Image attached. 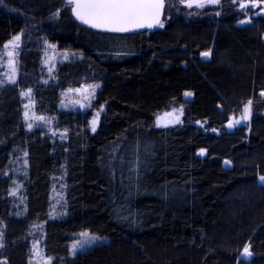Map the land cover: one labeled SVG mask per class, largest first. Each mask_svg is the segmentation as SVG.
I'll list each match as a JSON object with an SVG mask.
<instances>
[{
	"label": "trees",
	"instance_id": "1",
	"mask_svg": "<svg viewBox=\"0 0 264 264\" xmlns=\"http://www.w3.org/2000/svg\"><path fill=\"white\" fill-rule=\"evenodd\" d=\"M177 3L172 10L165 0L163 27L108 33L79 24L68 0L0 2V51L26 26L36 33L18 79L0 84V264H30L36 223L51 264H264V15L245 19L233 0L192 14ZM41 36L82 56L43 79ZM95 81L103 110L93 130L91 111L60 108V98ZM27 88L37 110L68 130L65 139L28 129ZM249 101L251 120L229 127ZM178 104L183 117L158 125ZM20 152L23 212L6 174ZM62 172L66 215L51 217ZM83 231L103 239L72 254Z\"/></svg>",
	"mask_w": 264,
	"mask_h": 264
},
{
	"label": "rangeland",
	"instance_id": "2",
	"mask_svg": "<svg viewBox=\"0 0 264 264\" xmlns=\"http://www.w3.org/2000/svg\"><path fill=\"white\" fill-rule=\"evenodd\" d=\"M237 3L238 7L244 14L245 19L247 17L254 15H264V2L257 0L258 6H253L252 0H233ZM170 2V8L172 10H178L176 3H183L181 7L185 10L186 14H190L191 9L203 8L198 7L197 3H204V7L213 6L216 3H209L207 0H167ZM191 2L192 6L189 7L188 3ZM248 4L247 7L241 8V4ZM192 14V13H191ZM33 23V22H32ZM35 26V24H33ZM19 36L20 40L15 42V37ZM36 33L33 32V28L26 26L21 32L14 35L6 44L8 47H3L0 51V84H7L15 82L20 74V53L21 51L35 40ZM39 43L42 46L43 60H42V74L46 76L43 79H48L53 77L54 71L60 62L70 60L76 57H81L82 53L77 50L62 49L59 44L53 42L45 36H41ZM107 40V39H105ZM39 45V44H38ZM208 52L211 54L210 50L203 51L201 56L204 58H209L203 54ZM11 53L12 55H9ZM101 88V83L98 81L83 83L79 86L69 87L61 92L60 98V108L66 110H74L79 112L93 113L92 123L97 119L99 113L103 108H96L94 102L97 98V93ZM24 93H29V95H24ZM191 95H185L187 98H192L193 93L188 91ZM24 98L23 102V116L26 121L27 127L30 130L42 129L46 133H49L55 139L63 140L67 136L68 130L62 128L58 125V120L55 115L42 114L37 110L36 98L33 89L27 88L21 92ZM27 105V107H25ZM183 105H174L169 110H166L157 115V123L160 126L168 124H176L178 120L183 117ZM28 113L27 117L25 113ZM237 120V118H236ZM243 124V123H242ZM31 125V127H29ZM205 153V152H202ZM26 152L18 153L15 158L12 159V163L6 170V174H12L14 176V184L12 186L11 192L15 200V205L18 207L20 212L25 210L26 198L23 193V182L21 177L26 173L28 160L26 157ZM51 217H62L66 215L67 202H66V183L63 172L58 174L54 178V184L51 191ZM33 243H32V254L30 257V264H51L53 257L47 256L44 250V232L43 223H36L33 226ZM4 231H0V249L4 245ZM103 237L94 234L90 231H83L77 235V238L71 244L72 254H75L81 250L88 249L93 246L98 241L102 240ZM4 262V260H2Z\"/></svg>",
	"mask_w": 264,
	"mask_h": 264
},
{
	"label": "snow or ice",
	"instance_id": "3",
	"mask_svg": "<svg viewBox=\"0 0 264 264\" xmlns=\"http://www.w3.org/2000/svg\"><path fill=\"white\" fill-rule=\"evenodd\" d=\"M207 2L218 3L219 0H207ZM260 2H264V0H260ZM252 3L253 6H258L257 0H252ZM68 4L72 6L71 10L78 20L93 28L113 32H127L134 28H151L154 24L163 27L160 16L161 10L164 8V0H68ZM188 6L191 7L192 3L189 2ZM197 6L204 7V3H197ZM240 6L245 8L248 4L242 3ZM19 40L20 37L17 36L13 43ZM5 47H8V45ZM9 55L12 54L9 53ZM203 55L207 57L210 53L205 52ZM24 95H29V93H24ZM186 95H191V93H186ZM250 104L251 101H249ZM248 112L249 107L246 106L244 119L248 118ZM27 115L26 112L25 116L27 117ZM236 123H239V121H236ZM231 126L230 124L229 127ZM94 127L95 121L93 122V130ZM260 179L264 181V176H261ZM244 254L251 255L248 247H245Z\"/></svg>",
	"mask_w": 264,
	"mask_h": 264
},
{
	"label": "water",
	"instance_id": "4",
	"mask_svg": "<svg viewBox=\"0 0 264 264\" xmlns=\"http://www.w3.org/2000/svg\"><path fill=\"white\" fill-rule=\"evenodd\" d=\"M164 10H165V0H164V8L161 10V16H160V21H161V23H162V21H163V17H164ZM72 14L74 15L76 21H77L79 24L84 25L85 27H88V28H92V29H94V30L103 31V32H108V33H138V32H144V31L153 30V29H156V28L160 27L159 25L154 24L151 28H149V27H143V28H134V29H132V30H130V31H127V32H113V31H107V30H104V29L93 28V27H90L89 25L83 24L80 20H78V19L76 18L75 14H74L73 12H72ZM247 106L249 107L248 118H247V119H244V118H243L245 112H244L243 115L239 116V117L237 118V120H236L235 117H233V119H232V120L230 121V123H229V125H230V124L232 125V126H231L232 128L234 127V125H235V123H236L235 120H236V121H239V123H237L238 125H240V124H242V123H245V122L251 120V118H252V105H251V104H250V105L248 104Z\"/></svg>",
	"mask_w": 264,
	"mask_h": 264
}]
</instances>
